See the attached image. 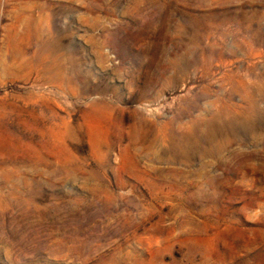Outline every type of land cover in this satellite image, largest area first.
I'll return each mask as SVG.
<instances>
[{
	"label": "rangeland",
	"instance_id": "obj_1",
	"mask_svg": "<svg viewBox=\"0 0 264 264\" xmlns=\"http://www.w3.org/2000/svg\"><path fill=\"white\" fill-rule=\"evenodd\" d=\"M0 264H264V0H0Z\"/></svg>",
	"mask_w": 264,
	"mask_h": 264
},
{
	"label": "bare ground",
	"instance_id": "obj_2",
	"mask_svg": "<svg viewBox=\"0 0 264 264\" xmlns=\"http://www.w3.org/2000/svg\"><path fill=\"white\" fill-rule=\"evenodd\" d=\"M222 60V58H221ZM232 96V95H231ZM251 96V94H250ZM213 105V104H212ZM227 107V106H226ZM214 113V112H213ZM212 113V114H213ZM216 113V112H215ZM223 114V113H222ZM214 115V114H213ZM224 115V114H223ZM207 116V115H206ZM210 117V116H209ZM208 119V118H207ZM230 119V118H229ZM216 120V119H215ZM219 121V120H217ZM216 121V122H217ZM228 121V120H227ZM174 123V122H173ZM172 123V124H173ZM209 124V125H208ZM207 127L212 128L211 132L208 135H200L195 138L192 145H189V151L192 152L191 155H198L201 159L207 157H215L218 154H222L224 151L225 146L222 145L220 142L217 141V137L221 136V129L218 127L217 124L207 123ZM162 128V127H161ZM166 128V127H165ZM190 129V128H189ZM169 130L167 127L166 131ZM165 131V130H163ZM166 131L165 135L163 134L161 139L166 138ZM176 131V130H175ZM191 131V130H190ZM169 140V139H168ZM166 144V143H165ZM188 151V152H189ZM219 156V155H218ZM153 159V158H152Z\"/></svg>",
	"mask_w": 264,
	"mask_h": 264
}]
</instances>
